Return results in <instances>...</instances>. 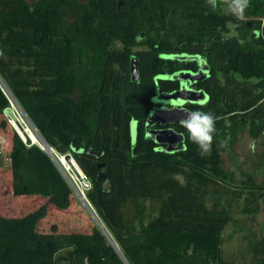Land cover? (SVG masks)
<instances>
[{
  "label": "trees",
  "instance_id": "obj_1",
  "mask_svg": "<svg viewBox=\"0 0 264 264\" xmlns=\"http://www.w3.org/2000/svg\"><path fill=\"white\" fill-rule=\"evenodd\" d=\"M262 18L264 0H250L242 20L206 0H0V135H8L0 186L9 193L0 191V264H233L221 248L229 213L212 198L226 195L217 180L226 179L219 142L228 130L264 132ZM176 54L199 55L208 67L195 84L208 99L187 109L217 117L210 155L199 154L180 121L152 127L183 135L172 152L148 136L156 90L178 87L157 77L193 67L168 59ZM6 94L86 176V199L115 247L96 224L46 228L72 191L7 123ZM251 253L248 264H264V239Z\"/></svg>",
  "mask_w": 264,
  "mask_h": 264
},
{
  "label": "rangeland",
  "instance_id": "obj_2",
  "mask_svg": "<svg viewBox=\"0 0 264 264\" xmlns=\"http://www.w3.org/2000/svg\"><path fill=\"white\" fill-rule=\"evenodd\" d=\"M261 22L264 24V18L261 19ZM228 28L230 35H236L233 24H228ZM159 91L161 90L159 89ZM152 102L154 104L157 102L154 97ZM17 110L16 113L12 109L11 113L17 118L18 128L24 134L28 123L21 111ZM226 139V143L219 142L221 166L226 174V179L217 180L220 191H226V195L212 199L218 204L221 203L229 213V222L222 231L221 248L224 259L233 264H248L252 260L253 243L264 239V132L257 138H253L246 129L228 130ZM7 144L8 135L1 134L0 152L2 154H5ZM55 154V156H61ZM0 160L2 159L0 158ZM53 163L70 187L72 195L70 206L66 211H51L48 214L46 228L51 223H55L61 229H81L80 231L85 232L89 225L104 226L91 204L90 208L87 203H83L75 191V189L81 190L82 188L80 178L76 175L77 178L74 177L71 172L74 180L67 178L60 169L57 159ZM2 165L8 166L9 161L4 160ZM70 168L72 169L71 166ZM74 185L77 187H73ZM83 192L85 195V191ZM20 202H23L22 199ZM84 222L87 226L82 229ZM43 224L41 226H44Z\"/></svg>",
  "mask_w": 264,
  "mask_h": 264
},
{
  "label": "water",
  "instance_id": "obj_3",
  "mask_svg": "<svg viewBox=\"0 0 264 264\" xmlns=\"http://www.w3.org/2000/svg\"><path fill=\"white\" fill-rule=\"evenodd\" d=\"M168 59L176 60V61H189V62H197L199 64L198 71L194 72L191 70H180L176 71L172 74H164L157 77L156 82L158 80H169L175 81L178 83V89L171 92H161L158 89L155 92L154 100L157 102L154 105L161 104L162 106L159 108L152 109L147 116L145 127L147 128L148 136L153 138V141L158 145H163L165 147L166 152H172L176 149L177 146L181 145L183 142V135L175 132L172 128H161L158 130L150 129L155 124H159L160 126H164L167 124H172L174 122H179L185 115L183 109H187L186 105H203L208 97L202 90L192 89V86L197 82L202 81L203 79L208 77V67L204 61V59L199 55H187V54H179V55H169ZM131 77L133 80H137V71H136V61L135 59L131 62L130 68ZM169 106V107H167ZM19 107V106H18ZM20 108V107H19ZM21 110V108H20ZM23 113V111L21 110ZM26 117V115L23 113ZM28 120V118L26 117ZM30 123V121L28 120ZM31 124V123H30ZM32 128L35 130L36 135L39 140L43 143H38L37 146L45 152L48 157L54 162L56 157L53 153V150L50 146H48L43 139L40 137L36 129L31 124ZM134 125L131 126L132 136L134 134ZM26 145H31L32 141L28 138L25 139ZM45 146V147H43ZM49 150L50 153L47 152ZM71 157L69 155H65L63 160L65 162H71ZM73 160V159H72ZM74 162V161H73ZM75 163V162H74ZM100 172L97 175V181H102V187L104 191H107V175L104 170V164L100 163L97 165ZM78 168V167H77ZM85 189L89 188L88 183L82 182ZM98 228L103 232V234L108 238L110 244L115 247L114 243L111 241L110 237L106 230H104L103 226L96 224ZM118 252V249H115Z\"/></svg>",
  "mask_w": 264,
  "mask_h": 264
},
{
  "label": "clouds",
  "instance_id": "obj_4",
  "mask_svg": "<svg viewBox=\"0 0 264 264\" xmlns=\"http://www.w3.org/2000/svg\"><path fill=\"white\" fill-rule=\"evenodd\" d=\"M206 4L212 9L221 7L225 13L242 20L250 6V0H206ZM183 111L185 115L180 120L181 126L186 129L192 143L198 146L199 154L202 157L210 155L217 117L211 112L200 110L183 109Z\"/></svg>",
  "mask_w": 264,
  "mask_h": 264
},
{
  "label": "built area",
  "instance_id": "obj_5",
  "mask_svg": "<svg viewBox=\"0 0 264 264\" xmlns=\"http://www.w3.org/2000/svg\"><path fill=\"white\" fill-rule=\"evenodd\" d=\"M6 97L8 98V100H9V107L4 111V116H5V118H6V121H7V123L17 132V134L19 135V137L21 138V140L23 141V143H25V137H24V134H22V132L19 130V128H18V125H17V118L15 117V116H13L12 115V113H11V110L13 109L16 113H17V109H19V111H21L20 110V108L18 107V105H17V103L14 101V99L9 95V94H6ZM32 144H33V142H32ZM53 153H54V151H53ZM55 154V153H54ZM56 155V154H55ZM65 155H62V156H55L56 157V159H57V161L59 162V165H60V169H62V172L64 173V175L67 177V178H71L72 176H71V173H73V176L74 177H76L75 176V173L71 170V168H70V164H74L76 167H78L77 165H76V163H74L73 161L74 160H72L71 159V162L69 163V162H65L64 160H63V157H64ZM4 160H7V161H9L8 159H5V157H4ZM60 161H63L64 162V164L63 165H61V162ZM66 166V167H65ZM72 167V166H71ZM79 169V168H78ZM79 171H80V169H79ZM71 172V173H70ZM79 178H80V184H81V186H82V188H81V190H77V189H75V191L79 194V197H80V199H81V201L83 200V203H87V205L91 208V206H90V203H88V200L86 199V195H84V192L83 191H87V189H85L84 188V186H83V184H82V182H84V183H88V179L86 178V176L80 171V175L78 176ZM77 178V177H76ZM71 179H73V177L71 178ZM74 180V179H73ZM73 187H77V185L75 186H73Z\"/></svg>",
  "mask_w": 264,
  "mask_h": 264
},
{
  "label": "bare ground",
  "instance_id": "obj_6",
  "mask_svg": "<svg viewBox=\"0 0 264 264\" xmlns=\"http://www.w3.org/2000/svg\"><path fill=\"white\" fill-rule=\"evenodd\" d=\"M22 113V112H21ZM22 115H23V113H22ZM24 116V115H23ZM24 118H26V117H24ZM26 122L28 123V125L26 126V131H25V133H24V137L25 138H28L29 140H31L34 144H38V143H41V144H43L40 140H39V138H38V136L37 135H35L36 133H34L35 132V130L32 128V126H31V124L28 122V120L26 119ZM37 139H38V142H37ZM43 147H45V146H43ZM47 152L48 153H50L49 152V150H47ZM61 162V165H63L64 164V162L63 161H60ZM59 163V162H58ZM71 166H72V169H73V171L75 172V175L76 176H79L80 175V171H79V169L72 163V164H70ZM66 167V166H65ZM71 169V170H72ZM72 178V177H71ZM74 179V178H73ZM99 225V224H98Z\"/></svg>",
  "mask_w": 264,
  "mask_h": 264
},
{
  "label": "flooded vegetation",
  "instance_id": "obj_7",
  "mask_svg": "<svg viewBox=\"0 0 264 264\" xmlns=\"http://www.w3.org/2000/svg\"><path fill=\"white\" fill-rule=\"evenodd\" d=\"M192 68H188V69H181V70H191V71H194V72H196V71H198V69H199V64L197 63V62H194V63H192ZM177 89H178V87H177ZM192 89H196V87H195V84L192 86ZM196 90H198V89H196ZM162 105L161 104H157V105H155L154 106V109L155 108H159V107H161ZM167 107H169V106H167ZM186 108H187V105L185 106ZM150 129H152V130H158V129H161V128H150Z\"/></svg>",
  "mask_w": 264,
  "mask_h": 264
},
{
  "label": "crops",
  "instance_id": "obj_8",
  "mask_svg": "<svg viewBox=\"0 0 264 264\" xmlns=\"http://www.w3.org/2000/svg\"><path fill=\"white\" fill-rule=\"evenodd\" d=\"M3 167H5V166H3ZM0 191L5 195V193H6V196L9 194L8 193V189H6V186L4 187V185H1L0 186Z\"/></svg>",
  "mask_w": 264,
  "mask_h": 264
}]
</instances>
